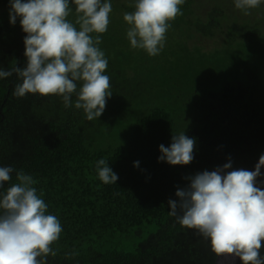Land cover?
Here are the masks:
<instances>
[{"label": "trees", "instance_id": "1", "mask_svg": "<svg viewBox=\"0 0 264 264\" xmlns=\"http://www.w3.org/2000/svg\"><path fill=\"white\" fill-rule=\"evenodd\" d=\"M110 2L99 45L113 93L105 111L89 121L59 96H14L16 74L0 78V167L31 175L61 223L47 264H213L210 240L170 216L168 201L185 177L229 160L233 170L251 171L264 154V0L247 15L234 0H185L156 56L127 39L123 14L135 0ZM9 12V0H0L4 70L26 66V33ZM181 132L196 140L193 161L158 162L159 146ZM101 158L116 184L98 178ZM14 182L15 172L4 188Z\"/></svg>", "mask_w": 264, "mask_h": 264}, {"label": "clouds", "instance_id": "2", "mask_svg": "<svg viewBox=\"0 0 264 264\" xmlns=\"http://www.w3.org/2000/svg\"><path fill=\"white\" fill-rule=\"evenodd\" d=\"M185 0H135L134 11L125 12L126 36L134 49L156 56L164 47L170 22L182 15ZM70 3L75 22L68 20ZM262 0H234L235 8L249 14ZM10 23L19 17L24 37L26 66L0 68V78L16 74L20 83L13 95H55L65 108L83 110L87 120L98 119L112 96L105 75L108 60L99 47L112 12L110 0H9ZM78 25V27H77ZM97 34L95 36L91 34ZM76 96L73 102L72 97ZM196 140L181 132L170 146H159L158 162L188 165L194 159ZM138 167L139 162H134ZM98 178L116 184L118 175L101 158L96 161ZM264 168V154L254 170L232 169L229 160L213 171L185 177L189 183L177 188L176 200L169 199V215L185 228L195 229L210 240L212 252L235 264H264V188L257 186ZM15 182L4 188V183ZM36 181L23 170L0 167V264H47L57 251L52 245L62 232L59 219L48 214V205L38 195ZM260 183L264 185V180Z\"/></svg>", "mask_w": 264, "mask_h": 264}, {"label": "water", "instance_id": "3", "mask_svg": "<svg viewBox=\"0 0 264 264\" xmlns=\"http://www.w3.org/2000/svg\"><path fill=\"white\" fill-rule=\"evenodd\" d=\"M213 264H231V261L226 257H216ZM235 264H241L238 258L236 259Z\"/></svg>", "mask_w": 264, "mask_h": 264}, {"label": "rangeland", "instance_id": "4", "mask_svg": "<svg viewBox=\"0 0 264 264\" xmlns=\"http://www.w3.org/2000/svg\"><path fill=\"white\" fill-rule=\"evenodd\" d=\"M191 89V86H189V88H188V90L187 91H189Z\"/></svg>", "mask_w": 264, "mask_h": 264}]
</instances>
